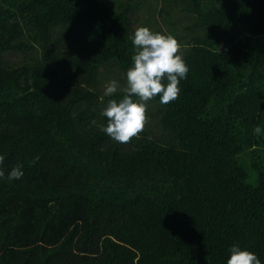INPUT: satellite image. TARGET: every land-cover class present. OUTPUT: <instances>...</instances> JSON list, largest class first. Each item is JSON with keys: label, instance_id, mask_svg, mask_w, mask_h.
I'll return each instance as SVG.
<instances>
[{"label": "trees", "instance_id": "16d2710c", "mask_svg": "<svg viewBox=\"0 0 264 264\" xmlns=\"http://www.w3.org/2000/svg\"><path fill=\"white\" fill-rule=\"evenodd\" d=\"M152 1L0 0V264H264V0ZM143 8L189 72L121 144L101 112Z\"/></svg>", "mask_w": 264, "mask_h": 264}, {"label": "clouds", "instance_id": "9594fccd", "mask_svg": "<svg viewBox=\"0 0 264 264\" xmlns=\"http://www.w3.org/2000/svg\"><path fill=\"white\" fill-rule=\"evenodd\" d=\"M133 45L136 53L132 56V66L126 72V87L122 99H110L101 115L107 118V126L101 131L121 144H128L139 136L149 122L147 103L160 97V103L169 104L179 98L181 80L187 78L189 68L179 53L181 45L171 34L154 33L146 26L134 32ZM218 52L219 49L217 48ZM166 80V83H165ZM119 84L112 80L105 88V96H113ZM92 123L95 125L96 121ZM255 134H261L257 126ZM5 156L0 155V179L9 182L23 177V165L17 164L7 173L3 170ZM227 264H261L257 255L234 244L229 249Z\"/></svg>", "mask_w": 264, "mask_h": 264}, {"label": "rangeland", "instance_id": "374dc122", "mask_svg": "<svg viewBox=\"0 0 264 264\" xmlns=\"http://www.w3.org/2000/svg\"><path fill=\"white\" fill-rule=\"evenodd\" d=\"M154 6L155 5V1H152V0H147V3H146V6ZM161 2H159V5L157 6V12H159L160 10H161ZM141 14H140V18H139V20H138V22H137V24L140 26L141 24L140 23H146V24H149L148 22H146L145 20L146 19H144V17H148L149 16V12H147L146 11V8H143L142 10H141V12H140ZM165 20H167V19H165ZM158 22H160V24L164 27V29H166L167 30V27H166V25H165V22H164V20L163 19H161V16H160V19H159V21ZM148 26V28H150L151 26H152V24H149V25H147ZM153 28L151 27V30H152ZM108 81L106 80V85H108V83L110 82H108Z\"/></svg>", "mask_w": 264, "mask_h": 264}]
</instances>
